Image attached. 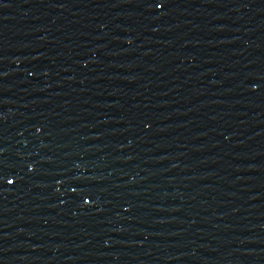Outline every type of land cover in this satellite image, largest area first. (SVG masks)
Wrapping results in <instances>:
<instances>
[{"label": "water", "instance_id": "obj_1", "mask_svg": "<svg viewBox=\"0 0 264 264\" xmlns=\"http://www.w3.org/2000/svg\"><path fill=\"white\" fill-rule=\"evenodd\" d=\"M0 264H264V0H0Z\"/></svg>", "mask_w": 264, "mask_h": 264}, {"label": "snow or ice", "instance_id": "obj_2", "mask_svg": "<svg viewBox=\"0 0 264 264\" xmlns=\"http://www.w3.org/2000/svg\"><path fill=\"white\" fill-rule=\"evenodd\" d=\"M9 183H12V181H9Z\"/></svg>", "mask_w": 264, "mask_h": 264}]
</instances>
